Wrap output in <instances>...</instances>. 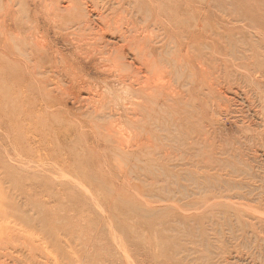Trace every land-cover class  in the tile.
I'll return each mask as SVG.
<instances>
[{"label": "rangeland", "instance_id": "1", "mask_svg": "<svg viewBox=\"0 0 264 264\" xmlns=\"http://www.w3.org/2000/svg\"><path fill=\"white\" fill-rule=\"evenodd\" d=\"M0 264H264V0H0Z\"/></svg>", "mask_w": 264, "mask_h": 264}, {"label": "bare ground", "instance_id": "2", "mask_svg": "<svg viewBox=\"0 0 264 264\" xmlns=\"http://www.w3.org/2000/svg\"><path fill=\"white\" fill-rule=\"evenodd\" d=\"M21 37V36H20ZM25 40V39H24ZM43 40V39H42ZM41 43V42H40ZM44 44V43H43ZM102 46V45H101ZM39 47V46H38ZM119 48V47H118ZM152 48V47H151ZM108 50V49H107ZM98 52V51H97ZM103 52H105V51H103ZM114 52V51H113ZM102 54H104V53H102ZM114 54V53H113ZM108 55V54H107ZM146 60H148V59H146ZM145 60V61H146ZM151 61V60H150ZM147 64H149V63H147ZM37 68V67H36ZM109 73V72H108ZM121 73V72H120ZM119 74V73H118ZM117 74V75H118ZM106 75V74H105ZM108 76V75H107ZM113 76H114V74H113ZM119 77V76H118ZM104 79H106L105 77H103ZM123 78V77H122ZM130 78V77H129ZM116 79V78H115ZM107 80V79H106ZM122 80V79H121ZM120 83V82H119ZM121 106V105H120ZM126 107V106H125Z\"/></svg>", "mask_w": 264, "mask_h": 264}]
</instances>
